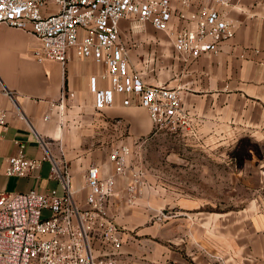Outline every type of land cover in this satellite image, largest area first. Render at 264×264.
Returning a JSON list of instances; mask_svg holds the SVG:
<instances>
[{"label":"crops","instance_id":"obj_1","mask_svg":"<svg viewBox=\"0 0 264 264\" xmlns=\"http://www.w3.org/2000/svg\"><path fill=\"white\" fill-rule=\"evenodd\" d=\"M194 3L186 12L201 0ZM226 17L234 38L222 44L219 55L196 60L177 54L173 37L151 24L134 34L127 21L120 23L131 68L148 85L180 90L184 107L198 124V138L184 140L203 149L192 156L215 153L236 183L242 179L250 192L242 206L209 212L203 197L179 195L177 185L144 182L130 206L131 179L118 176L109 211L124 230L121 254L127 264H264V0H232ZM40 49L34 35L0 28V91L16 95L12 100L0 94V110L8 111L7 127L0 128V192L64 194L62 183L51 177L53 163L45 158L43 141L51 157L68 166L73 197L84 205L90 166L109 176L115 171L110 162L115 149L130 148L134 160V153L150 140L161 142L162 135L154 134L146 109L124 106L126 95L96 110L91 84L95 77L98 88L110 87L101 78L105 64L74 54L66 65L39 62ZM21 144L28 159L42 161L34 177L6 176L7 162ZM186 154L170 151L169 159L186 165ZM166 209L174 216L159 219Z\"/></svg>","mask_w":264,"mask_h":264},{"label":"built area","instance_id":"obj_2","mask_svg":"<svg viewBox=\"0 0 264 264\" xmlns=\"http://www.w3.org/2000/svg\"><path fill=\"white\" fill-rule=\"evenodd\" d=\"M232 0H0V28L8 26L34 35L41 44L39 62L64 65L74 54L107 66L102 80L110 87H97L92 79L95 108L114 105L117 95H126L124 106L148 111L155 135L198 138V124L183 105L180 90L148 85L130 66L127 47L121 40L120 23L127 21L132 33H142L147 24L174 39L175 52L188 59L217 56L222 44L235 36L226 17ZM179 4L178 8L175 4ZM0 94L15 100L14 92ZM65 94V92H64ZM65 96V95H64ZM62 108V103L59 106ZM23 118V117H21ZM50 120V115L45 117ZM8 124V111L0 110V128ZM45 158L53 163L51 177L62 183L64 194L0 192V264H127L121 254L123 228L111 216L109 204L116 194V178L129 176L127 202L135 205L145 174L129 164L130 148L110 155L114 173L101 176L92 165L85 177L89 190L85 204H78L71 191L68 166L51 157L40 142ZM25 145L7 162L6 176L34 177L40 159H28ZM160 211L158 218H171Z\"/></svg>","mask_w":264,"mask_h":264},{"label":"rangeland","instance_id":"obj_3","mask_svg":"<svg viewBox=\"0 0 264 264\" xmlns=\"http://www.w3.org/2000/svg\"><path fill=\"white\" fill-rule=\"evenodd\" d=\"M161 139V142L155 143L150 140L138 153L133 154L134 160L129 158V164L133 168L144 172L145 182L160 181L166 185H177L178 190L175 193L179 195L203 197L209 202L206 207L209 212L229 210L236 205L242 206L246 203L250 192L242 183V179L241 183H236V176L229 173L225 167L226 162L222 158H218L219 156L215 153L192 156L194 152H200L203 149L196 147L195 142L184 140V135L173 136L164 133ZM216 150L214 148L212 151ZM170 151L186 152L189 163L177 165L170 161ZM226 151L231 149L228 148ZM222 167H225L224 172ZM161 211L166 215L168 213L172 215L168 209Z\"/></svg>","mask_w":264,"mask_h":264}]
</instances>
